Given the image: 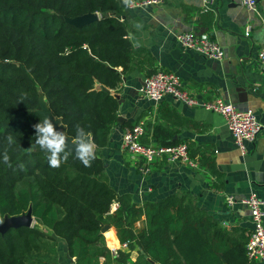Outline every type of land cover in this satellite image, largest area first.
I'll use <instances>...</instances> for the list:
<instances>
[{
	"label": "trees",
	"instance_id": "trees-1",
	"mask_svg": "<svg viewBox=\"0 0 264 264\" xmlns=\"http://www.w3.org/2000/svg\"><path fill=\"white\" fill-rule=\"evenodd\" d=\"M135 1L141 0L129 3ZM123 9L119 0H0V222L30 209L36 224L52 232L32 226L0 234V264H59L57 238L73 264H127L134 251V264H151L147 258L222 264L219 254L228 264H247L250 234L233 236L186 193L137 204L109 184L98 151L117 121L122 77L151 62L128 39ZM86 14L98 19L80 28L66 21ZM40 94L67 137L74 140L77 125L91 133L96 147L90 167L68 151L59 168L49 166V153L35 145L33 126L45 118L38 112ZM171 114L180 124L196 125ZM152 129L160 145L178 143L171 128ZM186 145L222 188L212 145ZM102 224L112 227V236L101 232ZM112 237L126 250L113 255Z\"/></svg>",
	"mask_w": 264,
	"mask_h": 264
},
{
	"label": "crops",
	"instance_id": "crops-1",
	"mask_svg": "<svg viewBox=\"0 0 264 264\" xmlns=\"http://www.w3.org/2000/svg\"><path fill=\"white\" fill-rule=\"evenodd\" d=\"M119 1L124 7L123 19L128 22V39L135 47L145 49L151 62L122 77L117 93V118L120 119L112 127L107 145L98 151L109 184L119 194L130 193L137 204L186 193L233 236L248 237L252 221L243 200L251 193L264 199V67L257 60L264 37V0L254 10L243 7L241 0H214L207 7L199 0H163L158 5L141 8ZM189 31L206 34L217 41L224 51V59H205L180 48L176 36ZM157 70L176 73L183 87L199 100L221 97L240 110L254 112L261 124L257 138L245 142L242 151L220 114L183 104L170 95L158 103L143 97L139 93L141 83ZM170 111L196 125L178 123ZM164 113L166 117H162ZM137 122L145 125L141 138L145 143L159 144L152 128L162 124L175 131L171 139L178 143L212 145L216 167L223 175V187H215V178L199 163L191 167L180 161L168 163L158 158L150 164L148 173H142L140 168L145 163L121 147L123 132ZM229 195L233 197L230 205L226 203ZM141 227L142 220L135 222V229ZM57 239L58 263L73 264L64 241ZM135 257L134 251L127 264H134ZM247 264H264V261L247 260Z\"/></svg>",
	"mask_w": 264,
	"mask_h": 264
},
{
	"label": "built area",
	"instance_id": "built-area-1",
	"mask_svg": "<svg viewBox=\"0 0 264 264\" xmlns=\"http://www.w3.org/2000/svg\"><path fill=\"white\" fill-rule=\"evenodd\" d=\"M205 7L211 6L214 0H199ZM260 0H241V5L246 9L254 10ZM163 0H141L129 3L131 7L141 8L155 6ZM248 36V31L245 33ZM177 45L186 51H191L205 59H224V51L217 41L206 34L189 31L176 36ZM257 60L264 67V37L257 52ZM139 93L155 103H158L166 95L172 96L183 104L189 106H201L202 108L220 114L225 126L230 131L234 143L243 151L245 142H253L261 130L257 116L250 110H240L235 105L221 97L211 100H199L195 95L188 92L182 85L180 77L172 71L157 70L155 73L144 78L139 87ZM145 133L143 122H137L122 134L121 147L123 151L142 160L145 164L140 168L142 173H148L152 162L162 158L168 163L183 162L191 167L198 163L191 159L186 144L174 145L149 144L142 141ZM233 197L227 196L226 203L232 204ZM247 205L252 228L245 245L246 258L248 261H264V199L251 193L243 200ZM126 248V243L109 245L113 255L119 249Z\"/></svg>",
	"mask_w": 264,
	"mask_h": 264
},
{
	"label": "clouds",
	"instance_id": "clouds-1",
	"mask_svg": "<svg viewBox=\"0 0 264 264\" xmlns=\"http://www.w3.org/2000/svg\"><path fill=\"white\" fill-rule=\"evenodd\" d=\"M127 5L129 0H124ZM35 131V145L39 149L46 150L48 155V163L52 168H59L62 160L67 159L66 153V141L67 137L64 132L57 131L52 120L49 117H45L42 121L34 126ZM91 133L86 132L79 125L76 126V136L72 142L75 145L76 157L83 163L84 166L90 167L91 161L94 157L95 144L91 142ZM9 144L13 143V137L9 135L7 137ZM64 154V155H62ZM4 162L7 163L9 157L5 153Z\"/></svg>",
	"mask_w": 264,
	"mask_h": 264
},
{
	"label": "water",
	"instance_id": "water-1",
	"mask_svg": "<svg viewBox=\"0 0 264 264\" xmlns=\"http://www.w3.org/2000/svg\"><path fill=\"white\" fill-rule=\"evenodd\" d=\"M97 19H98L97 14H86V15L76 17L73 19H66V21L70 25L77 27V28H80V27H83V26H85L91 22L96 21ZM39 102H40V109L38 110V112L41 115H43L44 117H49L52 120L57 131L64 132L63 125L61 124L59 119H56L53 116V114H52L51 110L49 109L47 102H46V100L42 94H40V96H39ZM119 119L120 118L118 117L117 120H119ZM72 142H73V140L71 138L67 137L66 151L76 155V153H75V147L76 146L73 145ZM32 221H35V220H34V217L31 213L30 209H28L27 212L20 214V215H17V216L5 217L0 222V233H1V235H3L5 232H7L11 228L30 227ZM109 228H110V226L108 224H102L101 232L102 233L108 232ZM144 256L146 257V255H144ZM220 259L222 260V262L224 264H227V261L225 260V258L222 255H220ZM148 261L153 263L152 260H150V259H148Z\"/></svg>",
	"mask_w": 264,
	"mask_h": 264
},
{
	"label": "rangeland",
	"instance_id": "rangeland-1",
	"mask_svg": "<svg viewBox=\"0 0 264 264\" xmlns=\"http://www.w3.org/2000/svg\"><path fill=\"white\" fill-rule=\"evenodd\" d=\"M32 226H35V227H37L38 229H40V230H42V231H44L45 233H47V234H52V232L50 231V230H48V229H46V228H44V227H42L41 225H38V224H36V222L35 221H32L31 222V225H30V227H32ZM1 234V233H0ZM59 244L57 243V246H58Z\"/></svg>",
	"mask_w": 264,
	"mask_h": 264
},
{
	"label": "bare ground",
	"instance_id": "bare-ground-1",
	"mask_svg": "<svg viewBox=\"0 0 264 264\" xmlns=\"http://www.w3.org/2000/svg\"><path fill=\"white\" fill-rule=\"evenodd\" d=\"M107 233H109V235L110 236H112V234H111V232L110 231H108ZM113 238V237H112ZM113 244H116V242L114 241V238H113V242H112V244L111 245H113Z\"/></svg>",
	"mask_w": 264,
	"mask_h": 264
}]
</instances>
